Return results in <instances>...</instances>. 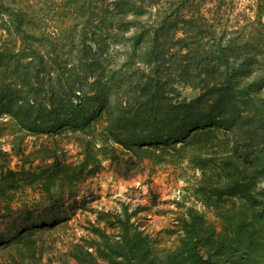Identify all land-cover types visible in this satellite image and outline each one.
I'll use <instances>...</instances> for the list:
<instances>
[{"label": "trees", "instance_id": "trees-1", "mask_svg": "<svg viewBox=\"0 0 264 264\" xmlns=\"http://www.w3.org/2000/svg\"><path fill=\"white\" fill-rule=\"evenodd\" d=\"M224 1L114 0L123 16L134 15L132 26L138 29L131 37L134 49L129 61L144 64L141 76L129 82V94L109 93L97 80L102 73L96 74L91 65H77L73 76L61 80L56 89L48 91L31 83L24 96L0 95V118L11 115L35 133L83 131L101 118L110 136L127 149L176 148L181 142L218 148L199 161L201 166L216 161L218 178L207 185L209 199L213 195L235 198L232 207L217 211L223 229L203 212L190 209L179 228L183 232L179 246L159 249L150 234L131 221V214L118 213V237L94 224L91 231L98 240L93 245L74 244L71 255L76 264H263L264 0H253L252 14L232 30L221 17L226 12ZM209 3H215V11L209 10ZM156 5L157 11L143 22L146 9ZM10 10L16 42L28 30L27 12L18 4ZM17 51L14 47L0 50L3 74L13 69L14 77H22L21 86L26 79H36L34 74L37 78L51 75L42 59L36 66L29 62L20 75L26 52L25 48ZM91 77L96 79L92 83ZM179 85L192 86L200 94L192 99L182 96ZM97 170L57 156L39 172L2 168L0 220L12 214L14 194L23 185H39L53 198ZM44 228H23L0 240V264L4 251H9L11 264H44L38 254V236Z\"/></svg>", "mask_w": 264, "mask_h": 264}, {"label": "rangeland", "instance_id": "rangeland-1", "mask_svg": "<svg viewBox=\"0 0 264 264\" xmlns=\"http://www.w3.org/2000/svg\"><path fill=\"white\" fill-rule=\"evenodd\" d=\"M158 1L162 4L165 0ZM252 3L253 0H225L222 9L226 11L225 17L221 16L224 24L232 30L239 22L244 23V18L252 14ZM17 4L27 12L28 30L15 42V21L10 8ZM214 5H207L212 12L216 9ZM157 9V5L146 9L141 20L147 22ZM134 19L133 14L123 16L114 0H4L3 7L0 3V50L25 48L20 75L29 62L36 66L42 60L51 75L37 78L33 71L36 79H26L21 86L22 77H14L17 74L12 73L13 69L6 75L0 69V95L7 92L24 96L31 83L48 91L56 89L61 80L66 82L73 76L77 65L85 68L91 65L96 74L102 73L97 80L109 93L129 94V82L136 81L144 70L142 62L140 66L139 62L129 61L134 49L131 37L138 30L132 26ZM95 80L91 77L89 82ZM179 89L182 96L190 99L200 94L192 86L179 85ZM78 90L81 93L82 89ZM106 128L105 119L99 118L83 131L35 133L23 128L11 115L0 118V179L2 168L39 172L55 156L87 169L98 168L72 190L63 188L65 192L58 191L53 198L39 185L24 183L14 194L12 214L0 220V240L11 238L23 228L45 226L38 236L42 262L76 264L71 255L74 244L93 245L98 240L91 231L94 224L118 237V213L131 214V221L149 233L159 249L179 246L183 233L179 228L190 209L203 212L209 221L223 229L224 220L217 211L232 207L235 198L213 195L209 199L207 185L218 178L216 161L206 166L199 161L201 157L214 155L217 147L181 142L176 148L145 145L127 149ZM8 252H3V264H11ZM262 259L264 264V256Z\"/></svg>", "mask_w": 264, "mask_h": 264}]
</instances>
